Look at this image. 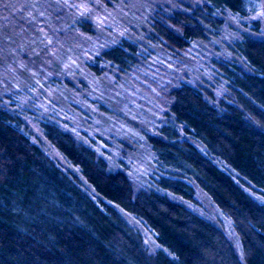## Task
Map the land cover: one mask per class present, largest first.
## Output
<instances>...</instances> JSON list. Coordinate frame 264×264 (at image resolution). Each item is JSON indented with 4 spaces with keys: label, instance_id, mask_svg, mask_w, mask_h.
Returning <instances> with one entry per match:
<instances>
[{
    "label": "trees",
    "instance_id": "1",
    "mask_svg": "<svg viewBox=\"0 0 264 264\" xmlns=\"http://www.w3.org/2000/svg\"><path fill=\"white\" fill-rule=\"evenodd\" d=\"M75 1L0 0V68L14 56L24 65L34 49L25 69L41 72L55 43L69 47L66 36L91 35ZM253 4L184 0L150 15L147 43L175 60L199 42L209 58L206 75L172 77L159 93L163 122L143 135L150 171L138 188L119 165L129 153L124 143L111 159L92 140L75 138L68 113L33 115L76 174L64 170L15 109L31 96L10 95L15 89L0 79V264H264V32L250 21ZM231 17L242 32L222 35ZM81 63L92 80L115 79L137 71L143 57L121 39ZM75 77L61 81L67 99L82 85ZM74 108L65 109L68 118L84 117Z\"/></svg>",
    "mask_w": 264,
    "mask_h": 264
},
{
    "label": "rangeland",
    "instance_id": "2",
    "mask_svg": "<svg viewBox=\"0 0 264 264\" xmlns=\"http://www.w3.org/2000/svg\"><path fill=\"white\" fill-rule=\"evenodd\" d=\"M70 1L65 0L67 6V2ZM182 1L184 0H77L75 1L76 17L85 16L90 20L93 27L91 35L66 36L71 40L69 47L55 43V46L59 48L49 50V57L46 56V65L41 72L25 69L26 65L30 68L31 63H35L33 57L37 56V51L34 49L26 54L28 57L24 59V65L17 63L14 56L8 65L0 68V79L4 82L2 86L12 85L15 89L13 93H9L10 95L24 89L31 96L33 101L27 102L23 99L24 104H17L15 109L25 111L23 112L24 117L27 115L25 123L34 139L59 162L58 164L64 170L76 174V170L68 163H64L61 156L44 140L34 122L33 115L51 112L53 116L58 115L62 119L63 113L66 112L69 115L71 113V111L67 112L66 108L71 106L75 110L74 106H76L84 117L68 118V115L64 118L69 119L70 125L73 126L71 131L75 138L79 137L84 143L92 140L94 147L100 150L105 149L110 152L109 156L112 153L110 158L115 160L120 154L118 144L124 143L125 151L129 153L119 165L127 169L135 188L145 181L150 171L151 153L144 142L143 135L153 131L155 126L163 122L161 119L163 110L160 107L162 100L159 93L172 77L179 80L187 73L196 79L198 71L206 75L202 66L209 57H206L208 49L203 47L204 44L194 42L187 51L172 60L164 55L160 47L145 41L148 34L147 21L153 11L156 8L165 9V7L173 9ZM252 1L254 11L250 15V21H258L260 30L264 32V0ZM71 6H73L72 2ZM239 22L236 18H227L221 29L222 35L225 32V36H229L234 30L240 34L242 31L239 28L242 25ZM248 29H251L250 24L247 25ZM121 39L137 46L143 57L142 65L129 75L124 74L113 79V75L111 77L103 74L92 80L90 75L85 73L81 61L88 55L92 56L96 49ZM50 43L48 41L47 45ZM216 43L219 44V41L216 40ZM75 75V79L82 85L74 84L76 85L73 89L74 97L70 96V99H67L65 96L69 90L61 81L65 77L74 78ZM61 87L66 91V95ZM61 97L62 107L59 104ZM11 100L18 102L15 98L2 99L4 103ZM83 118L87 119L89 125H85ZM83 135L86 139L80 137ZM128 221L132 225L135 224L133 220ZM140 231L144 235L145 243L151 248L150 234L145 230L140 229Z\"/></svg>",
    "mask_w": 264,
    "mask_h": 264
}]
</instances>
